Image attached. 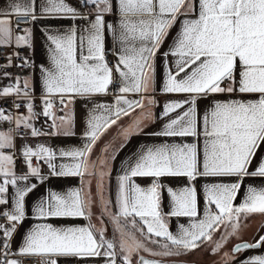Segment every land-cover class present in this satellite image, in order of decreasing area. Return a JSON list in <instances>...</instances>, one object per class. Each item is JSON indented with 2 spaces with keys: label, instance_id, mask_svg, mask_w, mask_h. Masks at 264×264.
<instances>
[{
  "label": "snow or ice",
  "instance_id": "6c2138e0",
  "mask_svg": "<svg viewBox=\"0 0 264 264\" xmlns=\"http://www.w3.org/2000/svg\"><path fill=\"white\" fill-rule=\"evenodd\" d=\"M109 15L115 20L108 21ZM14 17L26 23H15ZM39 20L71 23L67 28L41 27L47 55L46 63L37 65L18 49L26 47L34 53L33 26ZM177 26L169 48L160 54L164 73L160 91L183 98L166 102L157 116L151 111L158 106L156 58ZM15 28L22 31L13 36ZM0 48L17 49L4 53L5 62L0 64V80H9L0 87V100L15 96L12 107L16 109L13 113L0 107V125H11L7 130L0 128V264H26L28 260L61 264L62 259L166 264L168 258L190 255L205 245H212L210 254L219 253L248 217L264 214V185L244 183L264 179V155L256 161L264 147V0H77L76 5L68 0H14L7 9H0ZM109 53L114 61L107 59ZM12 67L28 74L14 75L7 71ZM36 68L41 82L40 112L34 111ZM99 95H112L113 102L92 104L81 133L82 146L54 149L44 143H27L28 137L75 136L74 113H57L76 98L91 103ZM202 100L208 101L203 109ZM20 107L26 108L24 114L19 113ZM137 112L133 125L121 128L125 139L118 149L108 151L106 146L103 158L93 160L94 147L103 135ZM41 116L46 118L45 126L38 128L34 121ZM157 120L164 121L160 129L145 133ZM141 134L165 139L140 145L122 162L116 210L111 211L112 201L104 200V176L110 172L104 169L115 162L131 136ZM18 136L25 140L19 151L27 169L22 174L15 171ZM187 137L195 142H167ZM68 177H80L81 186L64 192L48 187L32 205L27 204L26 198L41 185ZM84 177L97 179L95 198L91 181L85 184ZM225 177L234 179L217 182ZM135 178H149L151 183L141 186ZM166 178L186 183L173 187L164 182ZM197 180L206 181L201 186L203 209L199 208ZM241 189L245 192L237 205ZM97 200L102 206L99 228L91 223H47L51 218L90 220ZM184 217L189 218L187 226L179 224L173 232L169 219ZM29 218L37 223L25 230L13 249L15 235ZM108 224L112 225L111 239L106 236ZM261 247L264 235L254 242L237 243L231 254H224V264H234L237 253ZM240 264H264V254L246 257Z\"/></svg>",
  "mask_w": 264,
  "mask_h": 264
},
{
  "label": "crops",
  "instance_id": "0c3cea01",
  "mask_svg": "<svg viewBox=\"0 0 264 264\" xmlns=\"http://www.w3.org/2000/svg\"><path fill=\"white\" fill-rule=\"evenodd\" d=\"M14 2V0H0V9H7L9 4ZM69 3L76 5L77 0H68ZM108 21L115 20V16L109 15L106 17ZM71 22L69 20H39L36 22V24L33 26L34 31V37H35V51L34 53L31 51V57L34 59L35 63L37 65L41 63H46V52L42 45L43 41V34L41 32V27L44 25L52 26V27H61V28H67V26ZM177 27H174L171 30V34L168 36L166 42L164 43L163 47L160 49V53L157 55L156 58V92H155V99L158 102V106L153 107L151 111L156 114L157 116L162 111V106L171 100H179L183 97L179 95H165L160 91L161 85H162V77L164 75L163 69H162V60L160 54H162L164 51H166L170 44L173 41V38L176 36L177 33ZM107 35L110 36V33ZM109 47H111V41H109L108 44ZM107 59L109 61H114L115 57L110 54L107 55ZM171 59V58H170ZM35 93L40 96L41 95V82H40V73L39 69L36 68L35 70ZM220 99H224L225 97H218ZM96 102H113V96L112 95H99L94 98V100L90 103L89 101L83 99V98H76L74 103L69 104L66 109L62 112L64 115L67 113H74V119H75V132L76 135L73 137H64V136H41L38 138H32L28 137L27 143L30 145H35L37 143H44L48 146L53 147L54 149L58 148H69L73 146H82L84 143V139L82 138L81 133L83 132L85 128V120L88 114V111L92 107L93 103ZM208 103L207 100L201 101V109L204 108V106ZM38 107L40 112L42 110L41 108V100L38 101ZM139 113L133 114L129 117H124L121 120L118 121L117 125H114L110 128V130L107 131L105 135H103L102 139L95 145L94 152L92 153V159L96 160L97 158H103L102 157V151L108 146V151H111L112 148H117L120 145L122 141H124V136L121 132V128H128L129 126L133 125V121L136 119V116ZM45 119L44 117H40L38 120L34 121L35 125L39 128L42 126H45ZM164 121L157 120L156 123L150 124L146 129L145 133H150L156 130H159L162 123ZM20 136H23V133L20 134ZM165 138H156L149 135H133L130 138V141L127 143V147L123 149V151H119V155L116 157V160L113 164H109L108 168L104 169L105 173L110 172L109 174H106L104 176V191L106 193L104 200H111L112 206L110 208L111 211L116 210L115 206V200H116V193H117V184H118V174L120 172V169L123 167L122 162L129 158L140 145H149V144H158L161 142H164ZM167 142L169 143H193L195 142L194 138L187 137V138H168ZM25 143V140L21 139L19 136L15 140L16 145V166L15 171L17 174H22L27 171L25 165L23 164V160L19 155V151L21 148V145ZM264 155V147H261L257 157L256 161L260 159V156ZM68 162V161H65ZM34 164L37 163V161H33ZM256 163L254 161L252 167L255 168ZM42 171L44 173L48 172L47 166L43 165L41 163ZM97 170H99V165L97 167ZM234 178H221L217 182H224L229 183ZM91 181V193L93 198L97 196V179L95 177H84L83 182L87 184L88 181ZM136 183H139L141 186H148L151 181L149 178H135ZM33 183L36 181L33 180ZM166 184H170L173 187H177L180 185H183L186 183L183 179H174V178H166L164 181ZM205 180H197L196 181V187L198 192H201V195L199 197V208L203 209L204 206V200L202 195L201 186L205 183ZM245 185L251 183L256 185H264V179H256V180H245ZM82 180L80 177H68V178H56L49 180L46 184L41 185L36 192L33 194H30L27 199V204L30 206L36 199L38 195H42L45 192V189L48 187L54 188L57 191L64 192L69 188L72 187H78L81 186ZM13 189H9V192H12ZM245 189H241L240 193L238 194V197L235 204H239L242 202L243 196H244ZM163 209L165 212L169 210V197L167 194L164 195V201H163ZM102 210V206L100 201H95L91 211L92 216L91 219L87 218H51L47 221V223H51L53 226H84L88 223H91L95 225L97 228L100 227V213ZM0 222H2V219H0ZM169 226L170 229L173 232H176L178 230L179 224H187L189 223V218H170L169 219ZM37 223V221L33 219H26L23 222V227L19 229V233L15 235V238L12 242V248L16 249L17 246L21 243V235L25 232L27 228H29L32 224ZM105 223H107V220H105ZM264 224V214H253L250 217L247 218L246 222L242 225V227L239 230V233L234 238L230 239L226 245L222 248V250L217 254H210L208 249L212 247V245H205L201 247L199 250L193 251L190 255L185 256H179V257H171L170 259H180L188 261V264H224V254L229 253L231 254L232 250V244L233 242L237 240H248L249 242H254L255 239L259 238V235H264V228H261V225ZM219 233L216 234L218 236ZM107 238H112V225L108 224V230L106 232ZM216 236L213 237L216 238ZM147 254V253H144ZM258 254H264V247L258 248V249H249L244 250L242 253L236 254V260L234 264H240V261L245 259L246 257H250L253 255ZM148 255V254H147ZM134 262L136 257L133 258ZM61 264H100L99 260H85V261H79L76 259H62Z\"/></svg>",
  "mask_w": 264,
  "mask_h": 264
},
{
  "label": "built area",
  "instance_id": "2783aa9c",
  "mask_svg": "<svg viewBox=\"0 0 264 264\" xmlns=\"http://www.w3.org/2000/svg\"><path fill=\"white\" fill-rule=\"evenodd\" d=\"M15 23H26V21L23 20V18L20 17H14L13 18ZM22 31L21 28H15L13 30V36H15L17 33H20ZM17 49L15 48H0V64L4 63V56L3 54L6 52H11V51H16ZM21 53V55H29L31 56V50L26 48V47H22L20 49H18ZM111 53H109L108 55H110ZM13 63H19V61L14 60ZM7 71L13 73L14 75L16 74H22V75H26L28 74L27 70L25 69H17L15 67L9 68L7 69ZM9 83L8 79H2L0 80V87H3L5 85H7ZM15 99V96H11V97H6L3 100H0V107L6 108V109H10L13 113L16 112V109H14L12 107V101ZM40 99V96H38L35 93V109L34 111L38 112L39 111V107H38V101ZM57 107H59V105H57ZM19 113L24 114L26 112V108L25 107H20L19 108ZM63 111H60L57 113V115L62 114ZM11 125L9 123H4L2 125H0V128H2L3 130H7L8 128H10ZM23 132H21L20 134H22ZM0 219H3L2 217H0ZM26 264H32L31 260H28L26 262Z\"/></svg>",
  "mask_w": 264,
  "mask_h": 264
},
{
  "label": "water",
  "instance_id": "95a60500",
  "mask_svg": "<svg viewBox=\"0 0 264 264\" xmlns=\"http://www.w3.org/2000/svg\"><path fill=\"white\" fill-rule=\"evenodd\" d=\"M241 242H249V241L248 240H245V239H243V240H237V241L233 242L231 248H233V246L236 245L237 243H241ZM141 255H145L149 259H160L159 257H151V256H149L147 254H144V253H141ZM184 262H187V264H188V261H185V260L170 259V258H168L167 261H166V264H184Z\"/></svg>",
  "mask_w": 264,
  "mask_h": 264
},
{
  "label": "rangeland",
  "instance_id": "374dc122",
  "mask_svg": "<svg viewBox=\"0 0 264 264\" xmlns=\"http://www.w3.org/2000/svg\"><path fill=\"white\" fill-rule=\"evenodd\" d=\"M217 237H218V236H216V238H214V240L217 239Z\"/></svg>",
  "mask_w": 264,
  "mask_h": 264
}]
</instances>
